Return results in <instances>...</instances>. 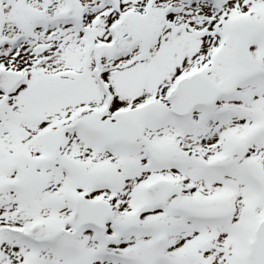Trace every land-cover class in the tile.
<instances>
[{
  "label": "snow or ice",
  "instance_id": "6c2138e0",
  "mask_svg": "<svg viewBox=\"0 0 264 264\" xmlns=\"http://www.w3.org/2000/svg\"><path fill=\"white\" fill-rule=\"evenodd\" d=\"M0 264H264V0H0Z\"/></svg>",
  "mask_w": 264,
  "mask_h": 264
}]
</instances>
